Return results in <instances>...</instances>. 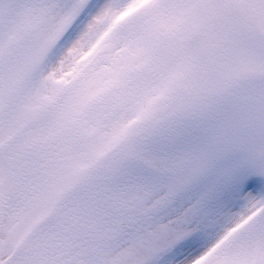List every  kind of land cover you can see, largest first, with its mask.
Here are the masks:
<instances>
[{"label":"snow or ice","instance_id":"1","mask_svg":"<svg viewBox=\"0 0 264 264\" xmlns=\"http://www.w3.org/2000/svg\"><path fill=\"white\" fill-rule=\"evenodd\" d=\"M0 264H264V0H0Z\"/></svg>","mask_w":264,"mask_h":264}]
</instances>
